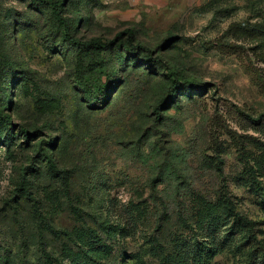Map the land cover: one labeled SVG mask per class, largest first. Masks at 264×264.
<instances>
[{"label": "rangeland", "instance_id": "rangeland-1", "mask_svg": "<svg viewBox=\"0 0 264 264\" xmlns=\"http://www.w3.org/2000/svg\"><path fill=\"white\" fill-rule=\"evenodd\" d=\"M53 1L105 46L0 0V264H264V0Z\"/></svg>", "mask_w": 264, "mask_h": 264}, {"label": "trees", "instance_id": "trees-1", "mask_svg": "<svg viewBox=\"0 0 264 264\" xmlns=\"http://www.w3.org/2000/svg\"><path fill=\"white\" fill-rule=\"evenodd\" d=\"M34 1L37 3L48 4L51 7L52 14L55 17L58 24L61 26L63 33H64V36L67 39L69 44L77 46L78 48L93 47V48L98 49V50H101L104 48L105 45L102 44L98 39L82 41L80 39L74 38V36L72 35L71 30H70V25H69L67 19L63 16L61 9L57 6L56 2H54L53 0H34ZM120 34H126L128 37H133L135 34V31L130 27H126V28H124V31H122ZM127 48H130V47L127 46ZM149 53L151 54V51H149ZM154 59L159 63H161V61H162L160 58H154ZM164 69L166 71V76L171 81L172 85H176L177 82L180 81V79H181L180 76H178L177 73L169 71L166 66H164ZM185 85H187V88L190 90L193 88L195 89V85L191 84L190 82H185ZM101 95H102L103 102H105L106 97L104 96V94L102 92H101ZM170 97H171V95H167V98H165V99H168ZM1 121H3V120H1ZM49 161L51 162V160H49Z\"/></svg>", "mask_w": 264, "mask_h": 264}, {"label": "crops", "instance_id": "crops-1", "mask_svg": "<svg viewBox=\"0 0 264 264\" xmlns=\"http://www.w3.org/2000/svg\"><path fill=\"white\" fill-rule=\"evenodd\" d=\"M151 2L152 5L154 6H162L167 4V2H169V0H149ZM181 1H187V0H181Z\"/></svg>", "mask_w": 264, "mask_h": 264}]
</instances>
